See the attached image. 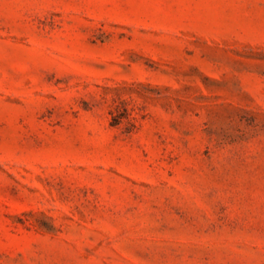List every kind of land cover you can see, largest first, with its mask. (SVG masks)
Returning a JSON list of instances; mask_svg holds the SVG:
<instances>
[{
  "label": "rangeland",
  "instance_id": "1",
  "mask_svg": "<svg viewBox=\"0 0 264 264\" xmlns=\"http://www.w3.org/2000/svg\"><path fill=\"white\" fill-rule=\"evenodd\" d=\"M0 264H264V0H0Z\"/></svg>",
  "mask_w": 264,
  "mask_h": 264
}]
</instances>
